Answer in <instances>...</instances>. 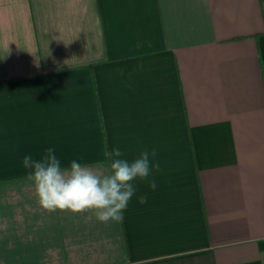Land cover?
Masks as SVG:
<instances>
[{
    "label": "crops",
    "instance_id": "0c3cea01",
    "mask_svg": "<svg viewBox=\"0 0 264 264\" xmlns=\"http://www.w3.org/2000/svg\"><path fill=\"white\" fill-rule=\"evenodd\" d=\"M116 146L122 222L39 205L25 156ZM0 264H264V0H0Z\"/></svg>",
    "mask_w": 264,
    "mask_h": 264
},
{
    "label": "clouds",
    "instance_id": "9594fccd",
    "mask_svg": "<svg viewBox=\"0 0 264 264\" xmlns=\"http://www.w3.org/2000/svg\"><path fill=\"white\" fill-rule=\"evenodd\" d=\"M155 149L144 150L129 160L119 146L106 154L103 162L82 165L76 160L70 167H62L52 148L39 160L23 158V166L31 172L27 179L33 182L39 205L46 211H68L74 214L94 211L101 223L122 222L123 212L136 194L135 181H148L154 171L160 170ZM155 190L156 181H149ZM147 196H139V203Z\"/></svg>",
    "mask_w": 264,
    "mask_h": 264
}]
</instances>
